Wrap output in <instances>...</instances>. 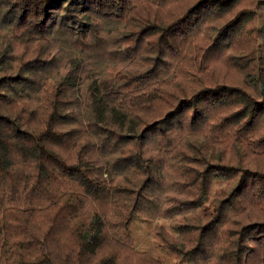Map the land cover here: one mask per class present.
<instances>
[{"label": "trees", "instance_id": "16d2710c", "mask_svg": "<svg viewBox=\"0 0 264 264\" xmlns=\"http://www.w3.org/2000/svg\"><path fill=\"white\" fill-rule=\"evenodd\" d=\"M151 229L264 264V0H0V264H162Z\"/></svg>", "mask_w": 264, "mask_h": 264}, {"label": "rangeland", "instance_id": "374dc122", "mask_svg": "<svg viewBox=\"0 0 264 264\" xmlns=\"http://www.w3.org/2000/svg\"><path fill=\"white\" fill-rule=\"evenodd\" d=\"M232 74V73H229ZM227 75V77L229 76ZM229 79V78H228ZM106 223V227L108 230V233H110L112 236L114 235L115 238L119 236L121 239H126L127 237L124 236L123 230L118 226L119 218L116 214H106L104 220ZM169 223L168 219H155L152 222V225L156 224H163L164 230L166 231L167 225ZM138 250L139 252H146L149 255L153 256L154 258L158 259L162 264H180L178 263L175 258L168 254L166 251H164L161 247L157 244V238L153 234V230L151 229L148 234L145 236V239L141 245L135 249V251Z\"/></svg>", "mask_w": 264, "mask_h": 264}]
</instances>
